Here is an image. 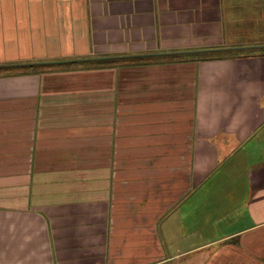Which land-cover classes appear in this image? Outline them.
Wrapping results in <instances>:
<instances>
[{
  "label": "crops",
  "instance_id": "0c3cea01",
  "mask_svg": "<svg viewBox=\"0 0 264 264\" xmlns=\"http://www.w3.org/2000/svg\"><path fill=\"white\" fill-rule=\"evenodd\" d=\"M253 44L264 0H0V264H264V46L169 53Z\"/></svg>",
  "mask_w": 264,
  "mask_h": 264
},
{
  "label": "rangeland",
  "instance_id": "374dc122",
  "mask_svg": "<svg viewBox=\"0 0 264 264\" xmlns=\"http://www.w3.org/2000/svg\"><path fill=\"white\" fill-rule=\"evenodd\" d=\"M104 62L103 61H100V62H96V63H93L95 65L97 64H103ZM104 66H112V65H104ZM83 67V66H81ZM202 193H197L195 194V196H193L194 199H191L190 201H203L202 199H195L196 196H200ZM219 193H215V192H211V196L212 198H216V195H218ZM221 195H223L221 193ZM210 196V198H211ZM209 198V200H211ZM208 201V200H206ZM213 201H218L217 198L216 199H213ZM219 202H224L223 200L222 201H219ZM218 204H214L212 208V211L210 212V217L208 218V222L209 224L211 223L210 225V232H216L218 233L219 235L220 234H223L224 232H230L232 231V229L235 227V221H234V218L235 217H227L226 216V208L224 206L223 203H219ZM214 203V202H213ZM233 211V210H232ZM140 232V231H138ZM200 240V238H198L197 240H194L193 241V244H196L198 243V241ZM192 243V242H191ZM212 248H216V247H212ZM212 248H210L212 250Z\"/></svg>",
  "mask_w": 264,
  "mask_h": 264
},
{
  "label": "water",
  "instance_id": "95a60500",
  "mask_svg": "<svg viewBox=\"0 0 264 264\" xmlns=\"http://www.w3.org/2000/svg\"><path fill=\"white\" fill-rule=\"evenodd\" d=\"M264 45H250V46H239V47H227V48H220L223 50H236V49H241V48H255V47H260ZM215 49H198V50H186L185 51H180V52H169L171 54H176V53H199V52H208L212 51ZM218 50V49H217ZM160 54V53H159ZM156 55L155 53H149V54H140V55H121V56H104V57H90V58H78L75 60H61V61H55V62H70V61H86V60H106V59H112V58H126V57H131V56H152Z\"/></svg>",
  "mask_w": 264,
  "mask_h": 264
},
{
  "label": "trees",
  "instance_id": "16d2710c",
  "mask_svg": "<svg viewBox=\"0 0 264 264\" xmlns=\"http://www.w3.org/2000/svg\"><path fill=\"white\" fill-rule=\"evenodd\" d=\"M253 50H256V49H249L248 51H253ZM227 53L236 54V53H238V50H230V51H214V50H212V51L200 53V55L202 57L209 58V57L222 56V55L227 54ZM159 57H161V56H159V55L149 56V58H159Z\"/></svg>",
  "mask_w": 264,
  "mask_h": 264
}]
</instances>
